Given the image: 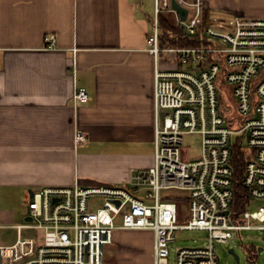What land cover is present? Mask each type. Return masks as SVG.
<instances>
[{"label":"built area","instance_id":"1","mask_svg":"<svg viewBox=\"0 0 264 264\" xmlns=\"http://www.w3.org/2000/svg\"><path fill=\"white\" fill-rule=\"evenodd\" d=\"M173 3L187 11L185 21ZM154 12L148 40L156 60L153 166L136 171L128 188L76 182L34 192L33 221L17 227L14 245L0 242V264H108L106 248L117 231L152 232L154 264H169L177 231L207 232L208 244L180 249L177 264H221L218 244L242 240L243 232L264 235V205L249 210L254 201L264 204V19L236 17L230 30H217L203 21L201 0H155ZM164 14L174 15L176 27L199 46H164ZM74 100L86 103L89 95L80 88ZM193 136L201 139V154L190 158L184 146ZM75 140L88 141L80 131ZM236 146L246 158L248 193L238 215L232 212ZM173 190L188 196H162ZM25 229L35 236L22 237Z\"/></svg>","mask_w":264,"mask_h":264},{"label":"crops","instance_id":"2","mask_svg":"<svg viewBox=\"0 0 264 264\" xmlns=\"http://www.w3.org/2000/svg\"><path fill=\"white\" fill-rule=\"evenodd\" d=\"M201 2L203 21L217 30L236 17L264 19V0ZM146 9L143 0H0V235L14 233L1 244L17 242L31 193L76 182L128 188L153 166L156 60ZM163 16L176 27L174 15ZM80 88L86 103L74 100ZM79 131L87 143L76 144Z\"/></svg>","mask_w":264,"mask_h":264},{"label":"rangeland","instance_id":"3","mask_svg":"<svg viewBox=\"0 0 264 264\" xmlns=\"http://www.w3.org/2000/svg\"><path fill=\"white\" fill-rule=\"evenodd\" d=\"M149 16L154 20L155 0H143ZM164 65V67H163ZM163 69L166 67L163 64ZM232 99V97H231ZM234 100V99H232ZM184 152L190 157H198L201 154V139L197 136L185 139ZM163 197L188 196L187 192L167 191L162 192ZM264 204L254 201L249 210H257ZM184 216L188 214V204L182 205ZM187 220V218H186ZM24 223V222H23ZM13 232L2 231L1 241H12ZM207 232L203 231H177L175 242L170 246L169 264H177V253L183 248H199L208 244ZM154 236L148 231H117L114 234L113 245L106 248L108 264H154ZM112 250L110 252L109 250ZM234 250L239 257L230 254ZM217 251L221 258V264H264V235L261 232H243L242 240L235 237L227 244H218Z\"/></svg>","mask_w":264,"mask_h":264},{"label":"trees","instance_id":"4","mask_svg":"<svg viewBox=\"0 0 264 264\" xmlns=\"http://www.w3.org/2000/svg\"><path fill=\"white\" fill-rule=\"evenodd\" d=\"M160 24L163 30L162 44L169 47H197L199 40L195 37H189L180 27H174L168 17L162 16ZM246 165V158L239 146L233 150L232 166L234 169V200L232 212L235 215L240 214L248 200L247 190L243 186V173Z\"/></svg>","mask_w":264,"mask_h":264},{"label":"water","instance_id":"5","mask_svg":"<svg viewBox=\"0 0 264 264\" xmlns=\"http://www.w3.org/2000/svg\"><path fill=\"white\" fill-rule=\"evenodd\" d=\"M173 9L176 10L181 18L182 21L186 20L187 17V11L183 8H181L180 6H178L176 3H173ZM31 197H33V193H31ZM33 219L31 217H28L26 219V223H30L32 222ZM230 254H232L233 256H235L236 260L239 262V257L235 254L234 250L230 251Z\"/></svg>","mask_w":264,"mask_h":264}]
</instances>
